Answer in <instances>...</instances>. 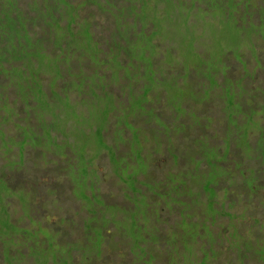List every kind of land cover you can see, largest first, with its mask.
Returning a JSON list of instances; mask_svg holds the SVG:
<instances>
[{"label": "trees", "instance_id": "16d2710c", "mask_svg": "<svg viewBox=\"0 0 264 264\" xmlns=\"http://www.w3.org/2000/svg\"><path fill=\"white\" fill-rule=\"evenodd\" d=\"M254 58L264 65V0H0V74L5 75L0 78V131L23 140L10 151L1 142V190L12 195L6 172L29 163L34 173L42 165L63 176L61 192L73 189V197L91 203L87 225L82 222L78 233L54 222L37 232L29 220L19 224L23 215L0 208V264H37V245L48 246L68 263L81 254L77 262L85 264H128L129 256L126 261L103 256L115 253L113 240L119 238L123 253L131 255L116 231L122 219L118 215L126 210L143 211L156 230L141 244L144 263L139 264H193L200 257L195 245L201 238L180 224L196 221L193 194L200 211L227 217L219 221L221 248L227 242L235 251L224 245L221 256L235 252L237 262L254 264L251 258L264 264V232L247 237V226L230 223L237 211L225 209L222 195L219 210L211 196L221 185V192L239 188L264 199V157L256 158L264 153V111L248 119L241 113L264 107V70L250 67ZM239 65L244 72H237ZM21 87L28 91L22 94ZM261 117V124L249 123ZM104 156L110 167L100 174L95 163ZM160 156L165 167L157 172L150 168V158ZM124 176L139 192L120 191ZM249 177L252 183L246 187ZM110 178L121 193L119 202H109L115 196ZM198 179L205 181L197 184ZM103 184L108 196L102 194ZM23 192L16 191L23 202H8L16 207L28 203L34 210ZM113 203L123 207L109 205ZM178 203L183 204L181 214ZM168 216L171 221L165 222ZM156 223L164 227L157 231ZM19 230L22 239L14 241ZM31 233L33 243L24 242ZM234 238L242 239L239 251ZM37 258L47 264L39 251Z\"/></svg>", "mask_w": 264, "mask_h": 264}, {"label": "rangeland", "instance_id": "374dc122", "mask_svg": "<svg viewBox=\"0 0 264 264\" xmlns=\"http://www.w3.org/2000/svg\"><path fill=\"white\" fill-rule=\"evenodd\" d=\"M82 15H86V11L82 12ZM227 48L233 49V46H227ZM232 57H233V54H231L230 58ZM250 67H252L256 71L264 70V65L257 58H254V60L251 62ZM244 71H245L244 66L239 65V67H237L238 73H242ZM4 76L5 75L0 74V78ZM9 89H10V93L8 95V99L13 97V92L11 91V88ZM21 89L23 90V91L21 90L22 94L28 91L27 89L23 87H21ZM41 89L45 93L48 92L47 86H43V88ZM32 90H35V88ZM4 92H6V90ZM202 92L203 94H205V89H202ZM17 105H20V103L16 102L15 106ZM214 106H216V104H214ZM259 107L260 108H257V107L253 108V106L247 107L244 111L241 112L242 116H244L245 119H248L250 116H259L260 114H263L262 113V111H264L263 105ZM209 109L211 112H213L212 107H209ZM237 109L239 110L240 108H237ZM12 111L18 112V109L14 107ZM187 113L188 112H186L185 114ZM191 113L192 112H190L187 116L189 117V119L193 120V116H191ZM247 115L249 116L247 117ZM262 120L263 118L261 117L259 118V120L253 119V121L251 122L249 121V123H253V125L256 126L258 125V122L260 123ZM22 125L23 123L21 124V126ZM193 127L194 126H192V123H191L190 128L193 129ZM17 128H18V132L21 133L22 128L20 129L19 127ZM172 128L178 129V125L173 122ZM143 129L145 130L144 126H143ZM257 129L259 130L260 127H258ZM0 138L2 140V141L0 140V145L2 142V145L6 146L7 150H9V148L12 147L15 142L23 143V140H18V139L14 140V137L12 134L5 136L3 131H0ZM145 141L146 142L150 141V138L147 135L145 136ZM167 141L170 142L169 139ZM2 150H4V148L3 149L0 148V160H1V156L3 155ZM121 150H124L123 146H121ZM156 150L159 151L158 148H156ZM130 152H133V150L130 149ZM256 156H257L256 157L257 159H261L264 157V153H257ZM37 161L38 160H35V162ZM9 163L12 164V162L10 161ZM95 164L100 174H102V172L105 170H109V167H110L108 158L106 156L96 160ZM193 165H194V161H192V166ZM159 166H162L161 169L165 167L164 158H162V156H160L159 160H157V158L156 159L150 158V168L153 169L156 167L157 172H158V169H160ZM45 167L46 166H42V165L37 167V170H35V173H33V175H31V177L29 178L27 176L30 175L31 173L26 174V171H31V166L29 163H28V167L24 166L23 171L19 172L18 174L6 172L5 177L8 179L10 187L13 188V194L11 195V192L9 191H2L1 185H0V208L6 207L8 210L12 209L15 214H20L21 216L23 215V218L21 222L19 221L20 222L19 224L26 225L25 222L28 223V220H29V222L33 224V228H35L37 232H39V229H43V227H45L44 225H48L51 227L52 225L50 223H53V222L58 224L61 228L62 227L67 228V229L73 228L74 231L76 230V233L81 232L82 228H80L79 225L82 222L85 224V226L87 225L86 216L88 215V210L91 207V203L85 202L84 200L79 199V198H75L77 196L75 195V192L73 189H71L69 192H66L67 190H64L65 191L64 193L61 192L60 185L64 184L63 183L64 179H62L63 176L60 177L57 174L48 172V170L45 171L44 170ZM132 168L130 169V171H134V168H136V166H132ZM125 170L126 168H122L121 172ZM18 171H20V169L14 170V172H18ZM110 171L115 173L116 169L112 167L110 168ZM219 171H221V168L219 169ZM122 173L124 174V172ZM123 174H119L118 177H120ZM125 177L127 176H124V179H120V182H121L120 191L122 192L125 191V189H131V182L130 180L129 181L126 180ZM190 178L193 179L195 178V176L192 175ZM204 181H205L204 179H198L197 184H201ZM261 182L264 184V176L262 177ZM244 183L246 187H249L252 183V178L251 177L247 178L244 181ZM108 185L110 189L115 190V196L113 197L111 196V198H109L110 200L109 202H112V201L119 202L120 200H122L121 193L117 191L118 186L115 185V178H110L108 180ZM112 185L114 186V188L112 187ZM227 188H228L227 190H222L221 192V185H219L217 190H215V192L211 194V196L213 197L212 200H215L216 204L219 206L218 209L221 210V195H222V201L224 202L225 209L226 210L230 209V211L232 210V212L237 211L235 215H233L232 217V222H230L231 224L233 225L242 224V226L243 225L247 226L249 231L247 232L246 236L249 238L251 237L250 233L252 232H256V231L264 232V199L257 198L258 194H256V192H253L251 190H248L250 191V193H248L239 188L235 189V191H233L230 187H227ZM20 189H24L25 192L23 193L25 194H27L28 192L32 193V195H28V194L27 195L22 194V195H25L27 199L30 198L28 202L35 206L34 210L29 207L28 203H26L25 205H21L20 207H16L8 202L9 200L12 203L19 204V202L24 201V199L19 200L16 196L17 194L16 191H19ZM131 190L134 191L133 189ZM177 190L178 189H175V191L178 194ZM257 191H259V189ZM106 192H107V186L106 184H103L102 194ZM134 192H139V190L134 191ZM184 194L185 193L183 191V194H181L180 196L181 199L184 198ZM10 195L12 197H10ZM104 196H108V195L104 194ZM206 197H207V200L205 201L206 208L209 210L210 209L209 199L211 198L210 194L206 195ZM195 198L196 196L195 194H193L191 197V205L194 210L193 213L196 216V221L190 226H186V224L180 223L181 227L182 226L187 227L189 230H192L191 231L192 235L194 234L196 237L201 238V240H199V242L196 243L195 245L197 249L196 253L200 255V257L197 260L194 259L193 264H201L202 260L204 259L207 263L212 262L213 264L214 263L215 264H234V261L237 262V259L235 257V252H233L234 255L230 254V256L232 255V257H227L226 255L221 256V252L224 253L226 250L224 245L228 248V252H232V250L235 251L233 248H230L228 246L227 242L225 244H222V248H221V224L219 223V221L220 219L221 221L227 220V217L222 216L221 218H219V214H221L219 213L217 216H215V218L213 217L214 218L213 219L212 218L213 214L218 213V211L216 210H212L210 212L200 211L198 202ZM166 203L167 205L165 207L170 211L171 203L169 199ZM109 205H112L115 207L121 206V204L119 203H113ZM134 205L135 203L132 202V206ZM182 206H183L182 203H178V209L180 210L178 211L177 209L174 208V211L176 212L178 211L181 214L180 211H181ZM13 207L15 208L13 209ZM247 211L252 212L253 215L249 214ZM1 213L2 212L0 210V218H2ZM15 214H12V220L17 223V220L15 219L16 217ZM118 217L122 219L116 223L117 234H119L123 242L131 249L132 253L131 255H128L127 253H123L120 242H119L120 240L119 238V240H116V239L113 240V246L114 244H116L115 253L109 254L106 252L103 254V256L105 258L107 257L108 258L115 257L116 259L123 258L124 261H126V259H128V256H129V261L127 262L128 264H139V262L144 263V261L142 260L143 250L141 248V244L143 243L144 245L146 244V242H148V240L153 238V234L154 232H156L155 227L149 226L148 220L145 214L143 213V211H141L138 214H135L132 211L128 212V210H126V213L123 212V214H119ZM255 217H259V218H255ZM163 220L165 222L171 221V216H168L164 218ZM173 220H174V224H176L177 218L173 217ZM209 225L211 226L210 228L208 227ZM110 226H111L110 229H112L111 230L112 232L114 230L115 224H112ZM156 227L158 231L162 227H164V223H160V224L156 223ZM185 229L186 228L183 229V232L185 231ZM241 230L243 232H246V229L244 227H242ZM200 231H202V235H200ZM15 233H16L15 235L16 238L14 239V241H18L19 239H22L21 237L22 234L20 230L17 232L15 231ZM17 234H21V235H17ZM33 235L34 234L31 233L25 236L24 242L27 241V243L29 242L33 243V240L35 237ZM69 236L71 238L73 237L71 233H69ZM234 240H235L234 246L236 250L239 251V247L242 248V244H241L242 239L234 238ZM129 242H133V243L131 244ZM48 243L49 242H47V244ZM0 248H1V242H0ZM25 248L27 249V251L30 250L29 246H25ZM193 250H194V245L192 242L189 245V253H193ZM38 251L40 252L41 255H43V257L47 258L48 260L47 264H85L83 262H77L79 257L81 258V254L79 255V257L77 256L76 258H74L73 261L71 260V262L73 263L71 262L68 263L62 259L63 255L62 256L59 255V253H57L56 251L54 253L51 252L53 253L51 254L50 249L48 248V246H45V245H42V246L37 245L36 248L33 250V256L36 258L37 264H42L37 258ZM250 262L257 264L255 263L256 260H252L251 258H250ZM116 264H120V262H117ZM237 264H244V262L240 261V262H237Z\"/></svg>", "mask_w": 264, "mask_h": 264}, {"label": "flooded vegetation", "instance_id": "af4514ba", "mask_svg": "<svg viewBox=\"0 0 264 264\" xmlns=\"http://www.w3.org/2000/svg\"><path fill=\"white\" fill-rule=\"evenodd\" d=\"M23 171V168H22V170H20V171H18V172H14L13 174H18L19 172H22ZM31 173V174H30ZM33 173H34V171L31 169V171H26V174H30V175H28L27 177L29 178V177H31V175H33ZM21 190H24V189H21ZM28 195H32V193L31 192H28L27 193Z\"/></svg>", "mask_w": 264, "mask_h": 264}]
</instances>
